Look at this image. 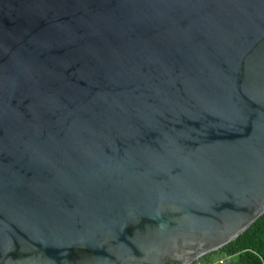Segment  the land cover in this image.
Instances as JSON below:
<instances>
[{"label": "water", "instance_id": "95a60500", "mask_svg": "<svg viewBox=\"0 0 264 264\" xmlns=\"http://www.w3.org/2000/svg\"><path fill=\"white\" fill-rule=\"evenodd\" d=\"M264 216V0H0V264H194Z\"/></svg>", "mask_w": 264, "mask_h": 264}, {"label": "trees", "instance_id": "16d2710c", "mask_svg": "<svg viewBox=\"0 0 264 264\" xmlns=\"http://www.w3.org/2000/svg\"><path fill=\"white\" fill-rule=\"evenodd\" d=\"M225 258L228 261L224 264H264V216L236 241L202 257L194 264H219Z\"/></svg>", "mask_w": 264, "mask_h": 264}, {"label": "built area", "instance_id": "2783aa9c", "mask_svg": "<svg viewBox=\"0 0 264 264\" xmlns=\"http://www.w3.org/2000/svg\"><path fill=\"white\" fill-rule=\"evenodd\" d=\"M228 261V258L222 259L220 262H218L219 264H224Z\"/></svg>", "mask_w": 264, "mask_h": 264}]
</instances>
